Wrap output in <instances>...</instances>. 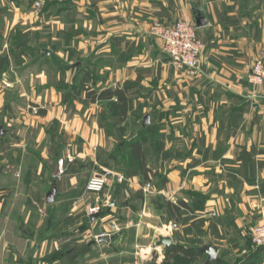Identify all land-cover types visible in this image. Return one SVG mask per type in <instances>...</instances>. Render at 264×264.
<instances>
[{"label": "crops", "instance_id": "0c3cea01", "mask_svg": "<svg viewBox=\"0 0 264 264\" xmlns=\"http://www.w3.org/2000/svg\"><path fill=\"white\" fill-rule=\"evenodd\" d=\"M34 1L0 0V264H93L92 250L64 249L85 218L109 237L96 264H205V245L217 250L210 264H264L251 240L264 217V86L247 81L264 58V0H54L40 10ZM179 21L204 44L194 78L151 32ZM124 84V121L109 101L83 102L84 86ZM135 142L154 197L170 206L165 232L143 245L129 235L154 222ZM103 170L126 179L104 192L111 221L85 213L102 196L86 183ZM174 248L192 253L169 258Z\"/></svg>", "mask_w": 264, "mask_h": 264}, {"label": "built area", "instance_id": "2783aa9c", "mask_svg": "<svg viewBox=\"0 0 264 264\" xmlns=\"http://www.w3.org/2000/svg\"><path fill=\"white\" fill-rule=\"evenodd\" d=\"M54 0H35L33 7L36 10L42 9L46 4ZM151 32L162 44L163 52L170 58L175 68L185 73L186 76L194 78L201 73V54L204 44L197 37L195 27L187 22L179 21L170 27H164L159 23H154ZM247 81L252 86H264V58L257 59L247 74ZM251 99L255 96L251 95ZM33 112L35 108H32ZM65 162L71 163L72 159L67 161L61 159L58 161L59 172L65 166ZM121 179H119L120 181ZM108 183L106 175L92 177L86 183V190L90 193L101 192ZM98 207L88 210V215L97 213ZM100 235L99 237H103ZM97 237V238H99ZM251 240L255 247L264 248V220L252 230Z\"/></svg>", "mask_w": 264, "mask_h": 264}, {"label": "rangeland", "instance_id": "374dc122", "mask_svg": "<svg viewBox=\"0 0 264 264\" xmlns=\"http://www.w3.org/2000/svg\"><path fill=\"white\" fill-rule=\"evenodd\" d=\"M166 57H168V56L166 55ZM168 59L170 60L169 57H168ZM170 62H171V60H170ZM46 70L48 71L49 74H52V71H53L52 69L47 68ZM32 108H35L34 109V111H36L35 113L33 112ZM29 111H30L31 115H37V113H38L37 107H34V106L29 107ZM68 157H70L72 159V162L75 159L69 155L65 158L66 161H67ZM63 169L65 170V168H63ZM64 170H62L63 173H64ZM101 175L107 176L108 183L101 192L95 193V194H98L100 196L102 195V196L96 200H92V203H93V201H95V202L86 207L85 213L88 217H92L95 214H101V217H105V218L107 216H109V217H107L108 218L107 220L111 221V220L115 219L114 215L110 214L111 211H110L109 205L111 203V196L109 197L110 198V201H109L108 199H106V197H108V196H107V194L105 195L104 192L106 190L108 193L112 194L113 191L115 189H117L119 185H122L126 181V179L121 173L112 174V173H109L105 170L100 171L99 173L97 172L92 177L101 176ZM92 177H90L89 179H91ZM119 179H121V180L119 181ZM148 181H150L152 184L149 182V184H146L144 186L140 185V186H142L143 193L146 196L145 198H147L149 200L148 206L151 208L150 214L153 216L151 219H153L154 222L148 223V224H142L141 228H140V233H139V235L137 234V236L134 235L133 230H129L130 231L129 235L131 236V238L136 237L137 238L136 242H138L139 244H142V245L145 244L146 241H148V243L151 240L154 241L156 238L155 236L164 233L165 230L161 224H166L167 220H168V218H167V207L165 204V200H161V199L159 200V199H156V197H154L155 192L153 191L152 185H156L157 181H155L153 178L149 179ZM122 202H123L122 199H116L115 207L120 208L122 206ZM93 207H98L99 211L97 213L88 215V210L90 208H93ZM209 216L213 217L214 213L209 214ZM149 217H150L149 213H148V215L144 216V218H146V219H149ZM118 219H120V218H118ZM263 220H264V217H263L262 221ZM88 228H89V224L85 218L82 221V223L80 224V226L77 228V231L73 232L72 234L69 232H66L64 235V237L66 239V243L64 244V249L67 248V250H70L73 253H76V252L81 253L80 251H88V250L91 251L92 250V252H90V254H88V255H89V258L92 259L93 264H96L98 262V256L101 252V249L99 248V246L97 244L98 243L97 237H99L102 234L104 236H106L107 234H105V232H103V233L99 232V229L101 228V224H99V223L94 225V228H91V230L89 229L87 231ZM68 229L71 230V228H67L65 231H69ZM70 237L72 238V241H75V238H76V240L79 241V243L76 244V243L72 242L69 239ZM73 238H74V240H73ZM92 241L94 242L95 245L93 246L92 249H90L91 246H89V245H91V244H89V243L90 242L92 243ZM87 244H89V245H87ZM84 262H85V259H78L77 260V264H85ZM176 264H182V263L177 261Z\"/></svg>", "mask_w": 264, "mask_h": 264}, {"label": "trees", "instance_id": "16d2710c", "mask_svg": "<svg viewBox=\"0 0 264 264\" xmlns=\"http://www.w3.org/2000/svg\"><path fill=\"white\" fill-rule=\"evenodd\" d=\"M132 89V85L130 84H124L122 87H116L115 89H105L103 91H96L92 87H83L82 90L84 92L85 98L84 103L85 104H93L98 102H104L109 101L111 102V107L119 117L121 121L126 120L127 113H128V99H127V93L128 91ZM115 100V101H113ZM40 111H38L39 113ZM131 150L132 154L135 156V158L138 160L139 163V169L141 172V175L144 179V181L149 180V174L150 171L145 167L143 162V155L141 153L140 144L139 143H131ZM150 182V181H149ZM180 208H187V205L183 202L179 203ZM168 209H170V206H166ZM180 209L177 211L175 210V213H178ZM81 253H85L86 251H80ZM192 253L187 250L174 248L171 250V254H169V258H175L177 254H182L185 258L188 257V254Z\"/></svg>", "mask_w": 264, "mask_h": 264}, {"label": "water", "instance_id": "95a60500", "mask_svg": "<svg viewBox=\"0 0 264 264\" xmlns=\"http://www.w3.org/2000/svg\"><path fill=\"white\" fill-rule=\"evenodd\" d=\"M196 23L198 27H201L205 24V21L203 20V18H201V16H197L196 18ZM149 123V118L146 116L143 120V126L147 125ZM57 174V171L56 173ZM54 195H55V187H53V189L51 190V192L47 195V202L51 203L54 199ZM99 214H95L91 217L92 220H94L95 218H98ZM109 237H99L97 240L98 242L101 241H107ZM159 245H164L165 247H169L172 242L171 239L169 237H160L159 241H158ZM202 252H204L205 254H207V260L205 264H210L215 260V256L217 253V250L209 245H205L200 249Z\"/></svg>", "mask_w": 264, "mask_h": 264}]
</instances>
